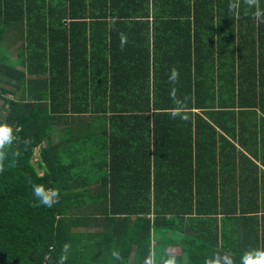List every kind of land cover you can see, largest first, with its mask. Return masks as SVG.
Masks as SVG:
<instances>
[{"label":"trees","instance_id":"trees-1","mask_svg":"<svg viewBox=\"0 0 264 264\" xmlns=\"http://www.w3.org/2000/svg\"><path fill=\"white\" fill-rule=\"evenodd\" d=\"M229 2L0 0V83L17 95L0 113V264H59L65 244L64 264L264 252V22ZM33 183L59 202L35 206Z\"/></svg>","mask_w":264,"mask_h":264},{"label":"clouds","instance_id":"clouds-1","mask_svg":"<svg viewBox=\"0 0 264 264\" xmlns=\"http://www.w3.org/2000/svg\"><path fill=\"white\" fill-rule=\"evenodd\" d=\"M259 0H243V4L246 5L248 8L256 7L257 12L255 18L260 20V22H264V12H261L258 8ZM239 7H240V0H230L228 8L229 11L232 12L234 15H239ZM126 43V38L121 35V45L123 46ZM170 76L169 82L172 85H176L179 80V71L175 67L170 69ZM170 96L174 102L178 106L177 110L172 111L169 115L171 118L175 119L176 117H180L182 120H188L189 115L187 113L181 112L179 110V106H182L184 101L180 100L176 96V88L173 87ZM187 98L185 97V100ZM14 140L12 135V128L9 127L6 123H0V173L5 170V160L8 159V153L5 152V148L10 146ZM13 156H18L19 153H13ZM9 167L15 166V161H11L8 165ZM33 190V195L36 197L37 204L35 206H46L52 207L55 203H58V192L55 190H48L41 184L33 183L31 185ZM68 245L65 244L63 247V254L60 257L59 264H64V261L67 259V250ZM115 259H120V255L118 252L112 253ZM243 264H264V252L257 251L255 253H246L245 256L242 258ZM162 264H177L175 257H169L166 260H163ZM206 264H233L232 258L230 255H217L214 260L206 261Z\"/></svg>","mask_w":264,"mask_h":264},{"label":"crops","instance_id":"crops-1","mask_svg":"<svg viewBox=\"0 0 264 264\" xmlns=\"http://www.w3.org/2000/svg\"><path fill=\"white\" fill-rule=\"evenodd\" d=\"M20 41L17 40V41H14L12 43V45L8 48V52H10V58L11 60H13V64L15 65L16 69H19V70H24V66L22 65L21 63V58L20 56L18 55V52L17 50L20 48ZM1 88H6L8 90L6 91H3V92H0V113H4L6 108H7V104H6V99H16L17 98V95L15 96L14 94L11 93V90H12V87L11 85L8 86L6 84H3V83H0V89ZM16 93V92H15ZM17 94V93H16ZM8 95H11L12 97H8ZM38 149V148H37ZM152 244L155 243L154 240H152ZM172 250V252H171ZM180 247L179 246H175V245H170L166 248V253L167 254H180ZM174 252V253H173ZM147 264H156L154 262V260H150L147 262Z\"/></svg>","mask_w":264,"mask_h":264},{"label":"rangeland","instance_id":"rangeland-1","mask_svg":"<svg viewBox=\"0 0 264 264\" xmlns=\"http://www.w3.org/2000/svg\"><path fill=\"white\" fill-rule=\"evenodd\" d=\"M8 97H12L11 95H8ZM53 139H55V135L53 136ZM37 156H38V149L37 148H35V150H34V155H33V159H32V162L35 164V161H36V159H37ZM159 236V235H158ZM171 252H172V250H171ZM174 253V252H173ZM145 264H147V262L145 263Z\"/></svg>","mask_w":264,"mask_h":264},{"label":"built area","instance_id":"built-area-1","mask_svg":"<svg viewBox=\"0 0 264 264\" xmlns=\"http://www.w3.org/2000/svg\"><path fill=\"white\" fill-rule=\"evenodd\" d=\"M153 243V242H152Z\"/></svg>","mask_w":264,"mask_h":264}]
</instances>
